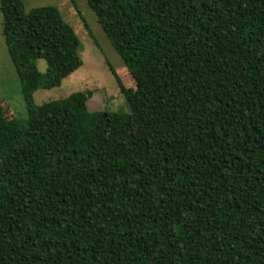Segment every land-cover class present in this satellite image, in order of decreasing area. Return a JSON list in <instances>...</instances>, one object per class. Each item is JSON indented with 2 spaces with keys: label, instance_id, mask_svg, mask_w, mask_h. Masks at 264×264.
I'll list each match as a JSON object with an SVG mask.
<instances>
[{
  "label": "trees",
  "instance_id": "16d2710c",
  "mask_svg": "<svg viewBox=\"0 0 264 264\" xmlns=\"http://www.w3.org/2000/svg\"><path fill=\"white\" fill-rule=\"evenodd\" d=\"M86 2L135 132L90 91L36 106L80 40L55 7L0 0L27 108L0 110V264H264V0Z\"/></svg>",
  "mask_w": 264,
  "mask_h": 264
},
{
  "label": "rangeland",
  "instance_id": "374dc122",
  "mask_svg": "<svg viewBox=\"0 0 264 264\" xmlns=\"http://www.w3.org/2000/svg\"><path fill=\"white\" fill-rule=\"evenodd\" d=\"M23 4L25 13L38 7H55L80 40L79 55L82 66L63 79L59 87L50 90H37L33 94V103L38 106L64 99L76 92L90 91L93 94L87 101L89 112L105 110L120 114L127 131L134 134L132 115L120 92L118 81L127 89H134L135 84L100 28L96 15L88 7L86 0H23ZM36 65L38 71L45 74L46 63L43 60H38ZM0 110L5 119L27 118V108L21 85L3 36L1 10Z\"/></svg>",
  "mask_w": 264,
  "mask_h": 264
}]
</instances>
